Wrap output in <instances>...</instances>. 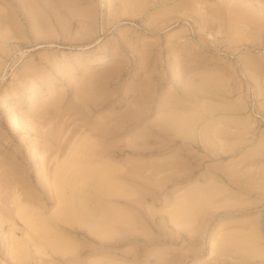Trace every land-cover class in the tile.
I'll use <instances>...</instances> for the list:
<instances>
[{"label":"rangeland","instance_id":"374dc122","mask_svg":"<svg viewBox=\"0 0 264 264\" xmlns=\"http://www.w3.org/2000/svg\"><path fill=\"white\" fill-rule=\"evenodd\" d=\"M107 120L126 194L76 185L92 235L57 220L38 163L62 128L93 144ZM48 219L65 252L26 244ZM0 250V264H264V0H0Z\"/></svg>","mask_w":264,"mask_h":264},{"label":"bare ground","instance_id":"6f19581e","mask_svg":"<svg viewBox=\"0 0 264 264\" xmlns=\"http://www.w3.org/2000/svg\"><path fill=\"white\" fill-rule=\"evenodd\" d=\"M90 105V104H89ZM93 106V105H92ZM83 107V106H82ZM83 108H85V107H83ZM87 108V107H86ZM59 116V115H58ZM109 116V115H108ZM61 117H63L64 118V115L63 116H61ZM67 117H69V116H67ZM89 117V116H88ZM110 118H111V116H109ZM58 118H60V117H58ZM62 118V119H63ZM65 119H67V118H65ZM65 119H63V120H65ZM80 119V118H79ZM92 119V118H91ZM57 120H59V119H57ZM61 120V119H60ZM88 120H90L89 118H88ZM87 120V121H88ZM106 120V119H105ZM129 120H130V118H129ZM66 121V120H65ZM75 121V120H74ZM84 121H85V119H84ZM92 121H94V119L92 120ZM97 121H99V119H97ZM57 122H59V121H56V123ZM60 122H62V121H60ZM79 122H81V121H79ZM96 122V121H95ZM66 123H67V121H66ZM76 123H78V122H76L75 121V124ZM98 123V122H97ZM97 123H95V125L97 124ZM104 123V122H103ZM106 123H107V125L106 126H104V124L103 125H101V128L98 130V128H95V129H97V130H94L92 133L95 135V136H97L96 138H97V141L98 142H96L95 143V141H94V143L93 144H91L92 142H91V139H90V142L91 143H89V136L90 135H88L87 134V137H86V135L84 136L85 138H84V140H82V141H77V140H79L80 139V137H79V139H74V135H75V130H73L72 128L71 129H69V128H67V127H65V124L63 125L65 128H62L63 130H62V132L61 131H59V132H56L55 134H51L50 133V135H52L51 136V139H50V137L48 138V140L50 139V144H51V146H50V148H51V152H49L48 154H46V155H42L43 157L40 159V162L38 163V164H40V168H42L41 170H42V172L44 173L43 175H46L45 177H47L48 179H49V177H50V180H51V183H50V188H49V191H42V192H44V193H42V194H45V195H47L49 198H50V196L51 197H54V200H56L57 198H58V202H56V205H57V203H58V205H59V209H60V211L58 212V215L56 216V218H58L57 220H60V221H63V222H69L70 220H72L73 219V221H75V220H77V221H80V222H82V223H84L85 225H88L89 226V229H90V226H92L93 227V224H94V226L97 224V223H99V219L100 218H97L96 219V221H98V222H96V224L94 223V220L92 219V216H91V214H89V213H87V212H85L84 213V215L81 213V209H80V207L82 208V206H80V204H79V201H80V199L81 200H86L87 198L85 197V199H83L82 197L81 198H79V200H78V202L76 201V199L79 197L78 195V197H76V199H74V196H76L75 195V191H76V185L77 184H79L80 185V187L79 188H87V189H93V190H95V193L97 194V195H99L98 197H102V196H105V197H111V198H109V199H112V196H114L113 198H115V196H117V198H119L120 197V199L122 198V193H121V191H119V189H121V188H118V187H120L118 184V186L116 187V184H115V188H117L118 190H115V188L111 185L112 184V182H115L116 180L118 181V177H117V173H119L118 171H117V168H116V166L114 165V164H112L111 162V164L112 165H114V167H115V172L112 170L113 169V167L112 166H110L109 164L107 165L105 162H107L106 160H110V157H112V155L114 154V153H117V151L116 150H113L112 148L110 149V146L111 147H114V146H112V145H108L107 144V146L106 145H104V144H101V142H100V139H101V141L103 140V138L105 137V139H106V136H108L110 133H112L113 132V128H114V126H113V124H112V126L111 125H108L109 124V121L107 120L106 121ZM61 125L63 124V122L62 123H60ZM70 124V123H69ZM69 124H67L68 126H69ZM88 123H86V124H84L83 126L85 127L86 125H87ZM93 124V123H92ZM101 124V123H100ZM111 124V123H110ZM115 125V124H114ZM54 126V125H53ZM60 126V125H59ZM76 126V125H75ZM79 126V125H78ZM90 126H91V124H90ZM102 126H103V128H102ZM122 126H124V125H122ZM121 126V127H122ZM80 127H82V126H80ZM125 127H126V125H125ZM129 127V126H128ZM128 127H126V129H128ZM47 128H49V127H47ZM51 128H53V127H51ZM51 128L49 129L50 130V132H51ZM57 128V127H56ZM60 127L59 128H57V130L59 129H61ZM79 128V127H78ZM90 129H92L93 130V128H91V127H89ZM54 129V128H53ZM116 130V129H115ZM118 130V129H117ZM44 131V130H43ZM53 131V130H52ZM46 132H47V130H46ZM54 132V131H53ZM76 132H78V130H76ZM44 133V132H43ZM48 133V132H47ZM77 135V134H76ZM78 136V135H77ZM76 137V136H75ZM78 138V137H77ZM104 141V140H103ZM102 141V142H103ZM74 143H76L75 144V146H72L71 147V145L73 144L74 145ZM129 145V144H128ZM119 148V147H118ZM117 148V149H118ZM115 149V148H114ZM47 151L48 150H50V149H46ZM122 150V149H121ZM118 151H119V149H118ZM128 151V150H127ZM119 152H121V151H119ZM118 152V153H119ZM57 154L59 155V156H62V155H64V154H66V158H65V156L63 157L64 159L62 160V161H60L59 163H55V161H54V163L55 164H57L56 166L55 165H53V164H51L52 163V160L54 159V160H56V158H57ZM60 158V157H59ZM104 158H106V160H103ZM113 158V157H112ZM59 161V160H58ZM100 161V163H98ZM104 162V164H103V162ZM109 162V161H108ZM94 163H96V164H94ZM54 167H53V166ZM54 169H53V168ZM111 167H112V169H111ZM39 168V169H40ZM38 170V169H37ZM41 170L40 171H37V173L38 172H41ZM119 171H121V169L119 168L118 169ZM117 171V172H116ZM126 172V176H125V174H123L124 172H120L121 174H123L127 179L129 178V176H130V174L128 173V172H130L129 170H128V172H127V170L125 171ZM42 174V173H41ZM115 174V179L116 180H114L113 181V175ZM121 174H120V177H121ZM47 175H49V177L47 176ZM119 175V174H118ZM122 175V176H123ZM37 176H38V174H37ZM123 176V177H124ZM130 178H131V176H130ZM129 178V179H130ZM47 179V180H48ZM132 179V178H131ZM46 180V181H47ZM50 180L49 181H47V184H49V182H50ZM80 181V182H79ZM76 182H78V183H76ZM81 183L83 184V185H87L88 187H85V186H83V185H81ZM117 183H119V182H117ZM42 184H45V183H42ZM46 184V185H47ZM46 185H44V187H46ZM43 186V185H42ZM78 186V185H77ZM41 188H43V187H41ZM113 188H114V190H113ZM45 190V189H44ZM93 190H91V191H93ZM124 190V189H123ZM80 191V193L82 194V191H81V189L79 190ZM78 191V192H79ZM116 191H119V193L117 194V192ZM77 192V193H78ZM83 192H85V191H83ZM94 192V191H93ZM93 192H91V194H93ZM124 194H126L125 193V191H122ZM67 193V194H66ZM80 193H78V194H80ZM85 193H87V194H89L88 192H85ZM84 193V195L86 196V194ZM121 193V194H120ZM42 194H41V196H42ZM83 195V194H82ZM44 196V195H43ZM46 196V197H47ZM89 196V198L91 197V200H93L92 199V197H94V196H96V195H93V196H91V195H88ZM119 196V197H118ZM45 197V196H44ZM97 196L95 197V198H98ZM104 198V197H103ZM107 198V200H109ZM53 199V198H52ZM47 200H49V199H47ZM99 200H101L103 203H104V201L102 200V199H99ZM117 200V199H116ZM119 200V199H118ZM88 201V200H87ZM94 201V200H93ZM100 201V202H101ZM88 202H90V201H88ZM101 202V203H102ZM105 202H106V200H105ZM85 203V202H84ZM108 203H109V201H108ZM82 204V203H81ZM89 204V203H88ZM87 204V205H88ZM94 204H97V203H93L92 205L94 206ZM84 205V208L86 207L85 206V204H83ZM91 205V206H92ZM104 205V204H103ZM44 205H42V207H43ZM91 206L89 207V208H91ZM92 206V207H93ZM40 208H41V206H39ZM97 207H101V206H97ZM58 208V207H57ZM26 209V208H25ZM29 209V208H28ZM83 209V208H82ZM86 209V208H85ZM100 209V208H99ZM102 209H103V207H102ZM102 209H101V211H102ZM29 210H31V209H29ZM57 210V209H56ZM86 210H88V209H86ZM95 210V209H94ZM111 210H113V209H111ZM42 211H44V210H42ZM55 211V210H54ZM82 211H85L84 209L82 210ZM99 211V210H98ZM97 211V213H99ZM104 211V212H103ZM103 211H102V214H104V217H106L105 215H107V213H108V211L106 210L105 211V209H103ZM18 212H19V215L22 217V218H24V219H26L25 221V223L27 224L28 223V225L29 226H32L33 224H32V221L34 222V220L35 219H39V217H34L33 215H28L27 216V210H18ZM52 212V211H51ZM88 212H89V210H88ZM110 212V211H109ZM38 213H40V212H38ZM45 213V212H44ZM28 214H30V212L28 211ZM33 214H34V212H33ZM114 214H116V213H114ZM16 215H18V214H16ZM18 215V216H19ZM51 215V214H50ZM54 215V214H53ZM99 215V214H98ZM110 215V214H109ZM112 215H113V213H112ZM118 213H117V217H118ZM15 216V215H14ZM17 216V217H18ZM100 216V215H99ZM108 216V215H107ZM114 216V215H113ZM112 216V217H113ZM50 217H52L53 218V216H50ZM55 217V216H54ZM95 217V216H94ZM93 217V218H94ZM115 217V216H114ZM113 217V218H114ZM12 218H14V217H12ZM19 219V218H18ZM41 220L43 219L42 217L40 218ZM54 219V218H53ZM52 219V220H53ZM120 219V218H119ZM13 220H15V219H13ZM22 220V219H21ZM55 220V219H54ZM57 220H55V222L57 221ZM114 220H118V219H113V221ZM16 221V220H15ZM32 224H30L29 222ZM39 221V220H38ZM103 221V220H102ZM112 221V220H111ZM112 221V222H113ZM108 222V221H107ZM106 222V223H107ZM115 222V221H114ZM118 222H119V220H118ZM15 223V222H14ZM39 223H43L44 225H46V228L45 227H43V225L41 226V228H40V232H38V234H36L37 235V237H34V234L36 233V231H35V233L33 234L32 232H30V228L29 229H27L26 230V232H25V237H26V239H28V241H30V242H28L27 240H26V242H24V243H21V242H17V243H20V244H17V246L16 247H14V248H10L9 247V249H10V254H11V257L17 262L18 260H20V259H23L22 257H23V255L25 254L24 253V251L26 250H28V246H27V248H26V244H28V243H30V245H32V247H33V249H34V247H35V250L38 252V251H42L43 252V250L41 249V245H43L44 246V248L45 249H49V251L48 252H57V251H59L58 253H60V251H62L63 250V248H64V252H65V250H66V248L65 247H63V246H60L61 244L60 243H58V242H55V241H53L52 239H50L49 238V234L48 233H50V231H49V227L50 226H53V222L52 221H49V219L48 220H43V221H39ZM61 223V222H60ZM116 223V222H115ZM114 223V224H115ZM26 224L24 225V228L26 229ZM57 224H59V223H57ZM62 224H64V223H62ZM70 224V223H69ZM102 224V223H101ZM114 224H112V225H114ZM34 225H35V222H34ZM36 225H38V223L36 224ZM78 225V224H77ZM104 225V224H103ZM109 225H111V223H109ZM116 225V224H115ZM26 226V227H25ZM48 226V227H47ZM59 226V225H58ZM71 226V225H70ZM69 226V227H70ZM79 226V225H78ZM37 227V226H36ZM35 227V229L36 230H39L38 228H36ZM43 227V228H42ZM60 227V226H59ZM107 227V226H106ZM67 228V227H66ZM71 228V227H70ZM76 228L77 227H75V230H76ZM86 228V227H85ZM94 228V227H93ZM98 228V227H97ZM102 228V227H101ZM32 229V228H31ZM77 229H79V228H77ZM87 229V228H86ZM89 229H87V232H88V230ZM74 230V229H73ZM80 230V229H79ZM90 230H92L93 231V229L91 228ZM104 230V229H103ZM52 232H54V231H52ZM81 232H83V231H81ZM89 232H91V231H89ZM94 232V231H93ZM89 233V234H92V235H94V234H96L95 232L94 233ZM56 235V234H55ZM97 235V234H96ZM95 235V236H96ZM50 236H52V235H50ZM88 236H90V235H88ZM24 237V238H25ZM57 237V236H56ZM91 238H93V237H91ZM60 239V238H59ZM58 239V241H60ZM21 240H23V239H20V240H17V241H21ZM14 242H16L15 240H13ZM13 242V243H14ZM26 243V244H25ZM6 245V244H5ZM8 245H11V244H7V246L6 247H8ZM29 245V244H28ZM13 246V245H12ZM5 247V249H8V248H6ZM2 248V247H1ZM67 249H68V247H67ZM4 250V249H3ZM1 251V250H0ZM28 253H27V255L29 254V250L27 251ZM32 252H34V250H32ZM36 252V253H37ZM41 252V253H42ZM67 252V251H66ZM40 253V252H39ZM44 253H46L45 252V250H44V252H43V254ZM68 253V252H67ZM66 253V254H67ZM78 253V252H77ZM10 254H8V255H10ZM57 254V253H56ZM34 255V254H33ZM40 255H42V254H40ZM53 255H55V253L53 254ZM58 255H60V254H58ZM63 255V254H62ZM61 255V256H62ZM69 255H70V253L68 254V255H66L67 257H69ZM24 256H26V255H24ZM75 254L72 256V257H74L75 258ZM78 256V255H77ZM63 257V256H62ZM71 257V258H72ZM25 258L26 257H24V260H25ZM27 258H29V255H28V257ZM31 258V257H30ZM60 258L61 257H59L58 259L60 260ZM10 259V258H9ZM67 259H69V258H67ZM23 260V261H24ZM28 259H26V261H27ZM31 260V259H30ZM62 260V259H61ZM60 260V261H61ZM70 260V259H69ZM78 260V259H77ZM8 261H10L11 262V260H7V262ZM23 261H22V263L21 262H19V263H21V264H24L23 263ZM26 261H24L25 262V264H26ZM79 261V260H78ZM34 262V261H33ZM72 262H75V260H72ZM11 263H13L14 264V262H11ZM28 263V262H27ZM79 263V262H78ZM8 264H9V262H8ZM16 264V263H15ZM35 264H37V262L35 263ZM68 264V263H67ZM71 264V263H70ZM72 264H74V263H72ZM77 264V263H76Z\"/></svg>","mask_w":264,"mask_h":264}]
</instances>
